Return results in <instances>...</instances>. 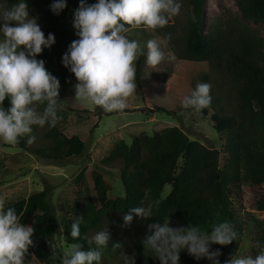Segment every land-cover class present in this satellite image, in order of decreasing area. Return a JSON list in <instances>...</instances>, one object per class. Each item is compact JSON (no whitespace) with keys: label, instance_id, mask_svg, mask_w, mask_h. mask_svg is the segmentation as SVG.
Wrapping results in <instances>:
<instances>
[{"label":"trees","instance_id":"16d2710c","mask_svg":"<svg viewBox=\"0 0 264 264\" xmlns=\"http://www.w3.org/2000/svg\"><path fill=\"white\" fill-rule=\"evenodd\" d=\"M181 1L190 9L187 24L179 30L167 27L163 36L176 58L208 64L209 70L191 81V91L198 82L211 85L212 102L199 113L208 116L211 112L213 128L221 139H225L227 158L220 165L218 149L191 139L177 126L165 127L153 134L141 132L133 136L131 144L119 140L103 158L102 164L119 170L124 193L108 197L109 183L101 171L94 170L92 178L101 205L88 195L82 202L77 201L71 207L72 212L62 218L65 245L79 243L84 250L95 248L88 241L108 226L111 241L101 250L100 264H124L125 255L133 254L136 264H159L151 257L153 253L144 254L141 241L148 234L147 224L168 216L174 228L192 224L202 231L210 230L216 223L229 221L237 232V239L227 246L211 247L221 251L219 260L225 264L240 247L243 226L233 198L238 193L243 172L250 184L261 191V199L264 200V35L247 23L251 21L264 26V0H235L239 14L218 18L207 33L204 32L206 0ZM16 2L0 0V9L10 8ZM53 2L26 0L30 17L36 18L45 36L49 33L55 35L56 43L50 49H44L37 59L44 60L46 70L60 81L59 99L62 101L59 115L62 116L68 111L67 92L74 77L63 66L62 56L68 45L77 39L72 20L80 0H67V7L60 15L50 11ZM87 2L92 4L96 0ZM3 23L0 20V26ZM136 72L138 78L139 66ZM4 106H10L8 100ZM98 109L93 112L101 110ZM159 110L166 112L163 107H156V111ZM37 135L42 137L39 138L45 145L35 144ZM31 136L35 137L32 143L24 137L17 145L53 164L61 165L68 158L80 156L87 150L83 138L78 135L69 137L57 125L54 128L33 126ZM82 176L83 173L79 178ZM167 185L171 186V191L166 195L164 188ZM50 193L45 188L28 198L5 205L15 207L21 223L35 228L26 264L32 258L41 264H61L64 249L56 243L59 222L52 209ZM141 202L153 205L154 216L147 221L134 218L131 226L124 227V213L129 208L141 206ZM79 215H83L84 222L80 226V238L73 239L71 224ZM250 219L256 229V242H264V221L253 216ZM50 242L55 245V255ZM115 243L121 247L115 248ZM255 252L257 254V248ZM180 264H209V261H196L182 251Z\"/></svg>","mask_w":264,"mask_h":264},{"label":"clouds","instance_id":"9594fccd","mask_svg":"<svg viewBox=\"0 0 264 264\" xmlns=\"http://www.w3.org/2000/svg\"><path fill=\"white\" fill-rule=\"evenodd\" d=\"M67 0H54L50 11L60 15ZM181 0H96L89 4L80 0L74 10L72 26L77 39L62 56V64L77 81L73 85L74 100L82 106H95L105 113L123 112L129 99L136 94L134 62L146 55V64L155 68L165 53L157 40L146 43V53L137 40L130 39L131 29L164 28L179 14ZM0 143L15 145L31 136L33 126L54 128L61 119L59 109L60 81L45 68V61L37 59L44 49L55 43V35L47 37L36 18L30 17L26 0H17L10 8L0 9ZM169 60L174 56L169 54ZM211 85L198 82L181 101L183 109L201 112L212 102ZM5 100L9 107L5 108ZM42 109V110H41ZM151 203L129 208L124 213L123 226H131L133 219L147 221L153 217ZM83 215L71 224V237L80 238ZM148 234L142 239L143 251L151 252L159 264H180V253L186 251L196 261L207 259L209 264H221L219 249L211 245H230L237 239L233 225L225 220L210 230L190 224L172 227L169 216L147 224ZM35 228L21 223L15 207H6L0 197V264H26L28 249L33 245ZM111 241L108 229L96 232L88 241L95 248L84 250L74 243L63 251L61 264H100L102 249ZM121 247L119 243L113 245ZM55 255V245L50 242ZM255 256H232L225 264H264V242L257 241ZM124 264H136L135 254L125 255Z\"/></svg>","mask_w":264,"mask_h":264},{"label":"rangeland","instance_id":"374dc122","mask_svg":"<svg viewBox=\"0 0 264 264\" xmlns=\"http://www.w3.org/2000/svg\"><path fill=\"white\" fill-rule=\"evenodd\" d=\"M178 15L171 18L168 25L162 30H146L144 28L131 29L130 39L137 40L146 53V43L155 39L160 43L165 53V59L155 68L146 64V55L140 56L135 62L139 66V80L136 72V94L129 99V106L123 112L105 113L102 110L94 113L98 107L82 106L74 100L73 85L77 83L72 79L68 90V111L58 121L59 130L67 136L78 135L87 144V150L80 156L68 158L63 164L57 165L20 148L17 144L8 145L0 143V197L5 200V205L20 198H28L32 193L42 189H49L52 209L57 216L59 226L55 235L58 246L68 250L71 246L65 245L62 235V218L70 214L71 207L77 201L82 202L88 195L97 205H101L100 196L97 194L92 172L99 170L104 180L109 183L107 195L110 198L122 195L124 187L120 180V172L110 169L102 164L110 151L119 140L128 144L132 143L133 136L141 132L153 134L165 127H180L191 139L197 140L207 146H213L220 152V165H223L227 156L225 139L213 128L208 116H203L192 109H183L181 101L191 91V81L200 73L209 70L206 62L176 58L163 36L167 27L182 29L190 16V9L182 1ZM238 15L239 10L235 0H206V21L204 32L207 33L218 18H228ZM232 17V16H231ZM264 35L263 24L248 21ZM137 35H135V32ZM140 31H144L141 33ZM141 33V34H140ZM169 54L174 59L169 60ZM141 62V65H139ZM144 105L155 108L163 107L164 111H140ZM41 136L37 135L35 144L45 145ZM37 142V143H36ZM83 173L82 178L79 175ZM171 191V186L164 188V194ZM233 198L239 221L242 223L240 247L236 255H256V229L252 216L264 221V200L261 191L253 187L245 172L242 181ZM212 248L217 244L211 245ZM29 264H41L32 258Z\"/></svg>","mask_w":264,"mask_h":264},{"label":"water","instance_id":"95a60500","mask_svg":"<svg viewBox=\"0 0 264 264\" xmlns=\"http://www.w3.org/2000/svg\"><path fill=\"white\" fill-rule=\"evenodd\" d=\"M140 111H142V112L148 111L150 113H154L156 111V109L155 108L148 107L147 105H144L142 108H140Z\"/></svg>","mask_w":264,"mask_h":264}]
</instances>
